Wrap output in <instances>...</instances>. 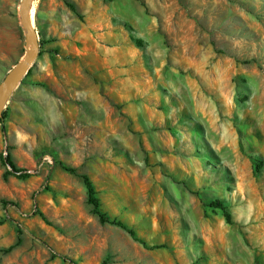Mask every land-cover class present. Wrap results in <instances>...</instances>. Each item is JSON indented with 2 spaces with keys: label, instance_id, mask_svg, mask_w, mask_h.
<instances>
[{
  "label": "rangeland",
  "instance_id": "rangeland-1",
  "mask_svg": "<svg viewBox=\"0 0 264 264\" xmlns=\"http://www.w3.org/2000/svg\"><path fill=\"white\" fill-rule=\"evenodd\" d=\"M20 3L0 0V83ZM31 6L51 113L0 121V264H264V0Z\"/></svg>",
  "mask_w": 264,
  "mask_h": 264
},
{
  "label": "water",
  "instance_id": "water-1",
  "mask_svg": "<svg viewBox=\"0 0 264 264\" xmlns=\"http://www.w3.org/2000/svg\"><path fill=\"white\" fill-rule=\"evenodd\" d=\"M33 0H21L20 3V21L21 25L26 31V54L24 57L12 68L8 73L4 81L0 83V119L4 115V110L7 107V102L14 92L16 87L20 84L25 75L28 74L32 63L38 57L40 52V42L38 30L34 24L28 18V12ZM35 45L34 51L29 48L30 43Z\"/></svg>",
  "mask_w": 264,
  "mask_h": 264
},
{
  "label": "crops",
  "instance_id": "crops-1",
  "mask_svg": "<svg viewBox=\"0 0 264 264\" xmlns=\"http://www.w3.org/2000/svg\"><path fill=\"white\" fill-rule=\"evenodd\" d=\"M41 81L39 75L31 77L28 72L12 93L8 113H51L46 103L47 89L37 83Z\"/></svg>",
  "mask_w": 264,
  "mask_h": 264
},
{
  "label": "trees",
  "instance_id": "trees-1",
  "mask_svg": "<svg viewBox=\"0 0 264 264\" xmlns=\"http://www.w3.org/2000/svg\"><path fill=\"white\" fill-rule=\"evenodd\" d=\"M69 5L72 8V10H74V11L77 10L74 4L70 3ZM37 83L39 85H43V86L46 87V84L43 83V82H37ZM7 113H8V109H6L4 111V115L0 119L1 122H4V120H5L6 116H7ZM65 168L68 171H70L72 173H75V174H77V175H79V176H81L83 178L84 183L86 185V188L88 190V200L93 205L95 213L98 215L99 219L102 222H107V223H110V224L117 225V226L123 228L124 230H126L134 239L142 241V239L137 235L136 231L133 228L129 227L123 221H121V220H119L117 218H113V217L109 216L107 212L103 211V209L101 207L102 204H101L100 199H99V197L97 195L96 188H95L93 182L91 181L90 177L86 173H79L77 168H75V167L66 166ZM205 204L207 206L212 207V208H216V209L222 210L224 215H225V217H226V219H227V221L228 222H232L231 212H230L228 206L225 205L221 200H214V201L206 202Z\"/></svg>",
  "mask_w": 264,
  "mask_h": 264
},
{
  "label": "bare ground",
  "instance_id": "bare-ground-1",
  "mask_svg": "<svg viewBox=\"0 0 264 264\" xmlns=\"http://www.w3.org/2000/svg\"><path fill=\"white\" fill-rule=\"evenodd\" d=\"M28 18L30 19L31 22L34 21L35 18V10L34 7H30V10L28 12ZM34 47L35 45L33 44V42L30 43L29 48L31 49V51H34Z\"/></svg>",
  "mask_w": 264,
  "mask_h": 264
}]
</instances>
